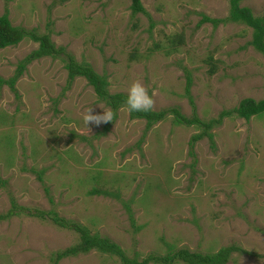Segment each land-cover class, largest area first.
Segmentation results:
<instances>
[{
	"label": "rangeland",
	"instance_id": "obj_1",
	"mask_svg": "<svg viewBox=\"0 0 264 264\" xmlns=\"http://www.w3.org/2000/svg\"><path fill=\"white\" fill-rule=\"evenodd\" d=\"M129 4L0 0V15L13 26L48 33L65 54L104 75L109 93L128 95L140 80L154 111L176 107L206 122L242 98L262 97L264 60L248 44L251 29L236 22L197 25L202 15L224 18L228 0H141L144 12L135 14ZM239 5L264 14V0ZM36 46L24 38L0 48V78H11ZM13 86L16 95L0 84V214L11 200L53 212L115 242L135 261L179 248L206 253L233 245L241 251L225 264H264V113L222 117L209 129L212 144L203 135L191 156L190 137L201 127L175 124L170 112L146 132L144 119L130 118L126 106L112 122L85 126L89 107L93 114L109 107L84 78L67 85L60 58L32 60ZM94 188L106 193L90 194ZM78 241L77 232L49 215L19 211L0 220V264H54L56 251ZM55 264L120 263L90 249Z\"/></svg>",
	"mask_w": 264,
	"mask_h": 264
},
{
	"label": "trees",
	"instance_id": "obj_2",
	"mask_svg": "<svg viewBox=\"0 0 264 264\" xmlns=\"http://www.w3.org/2000/svg\"><path fill=\"white\" fill-rule=\"evenodd\" d=\"M228 3V13L224 18H210L206 15H202L197 22V25H200L204 22H210L213 25H216L219 22H236L246 25L251 29V38L248 41V44L254 50L259 52L264 60V14L261 16H254L248 7L239 5L240 0H228ZM129 8L131 14L144 12L141 0H130ZM24 38L36 42V48L28 52L22 57V59H20V61L17 62L16 68L14 69V73L11 78H0V84H6L13 93H15V89L13 86L14 80L21 74L24 66L34 59L49 56L52 58H60L63 61V66L66 71L67 85L70 84V82H72L75 77L84 78L86 83L92 88L97 99L103 102L106 106L109 107V109L113 111V120L116 118V110L121 106H126L127 94L121 92L109 93L107 90L108 82L104 75L96 73L89 64L76 62L72 56L65 54L64 49L61 46L54 45V43L50 40L48 33H37L34 29L28 30L20 26H13L11 25L7 14L5 12L2 13L0 15V48L16 45ZM179 38L181 37L178 36L177 39L179 40ZM212 70L213 68L209 69V72H213ZM190 84L191 79L188 75H186L184 85L185 95H188ZM188 99L191 107H193L189 96ZM167 112H170L172 114L173 123L175 124H196L201 127L200 133L192 135L189 140L190 149L188 150V154L193 156V153L191 151L193 142L205 135L212 144L213 134L211 131H209V129H211L213 125L219 124L222 117L230 116L232 115V113H234L236 116L247 120L250 116L262 115L264 113V83L263 95L260 99L254 100L250 97L242 98L239 100L236 107H233L229 110H221L216 118H211L206 122L202 121L194 114L191 117H186L181 114L176 107L160 109L157 111L151 110L148 112H133L129 114V117L144 119V131L146 132L152 126V124L163 119ZM1 123L3 122H0V124ZM107 128L108 124L104 126L105 130ZM3 137H0V139L2 140ZM5 138V148L2 149H8V147L10 146L9 142L7 144L5 143ZM89 193L104 194L106 192L94 188L91 189ZM125 208L128 210L127 206H125ZM19 211L26 213L28 216H34L41 219H43L46 215H49V219L54 224L63 228L71 229L78 233L79 241L75 245L66 247L54 253V264L61 258L73 256L78 253H86L90 249H94L101 253L114 255L118 258L120 264H147L148 262L158 264H171L173 260H180L184 264H225L231 252L241 251V249L233 245L221 246L214 252L206 253L189 251L186 248H179L175 251L168 252L160 256L148 254L142 260L135 261L134 259H130L129 257H127L124 254L123 250L115 242L109 240L106 237H101L95 233L89 234L88 230L84 226H81L71 220H65L62 217L56 216L53 212L50 213L43 210L28 209L26 207L17 206L11 200L10 209L4 214H0V220L7 218L12 214H16ZM128 218L132 223L131 213L129 211Z\"/></svg>",
	"mask_w": 264,
	"mask_h": 264
},
{
	"label": "clouds",
	"instance_id": "obj_3",
	"mask_svg": "<svg viewBox=\"0 0 264 264\" xmlns=\"http://www.w3.org/2000/svg\"><path fill=\"white\" fill-rule=\"evenodd\" d=\"M154 105L155 102L148 94V89L140 82V80L133 81L128 88L126 99L128 113L148 112L154 108ZM113 117L114 113L111 109H103V114H93V109L89 107L84 113L82 119L85 126L89 124L99 126L101 123L112 122Z\"/></svg>",
	"mask_w": 264,
	"mask_h": 264
}]
</instances>
